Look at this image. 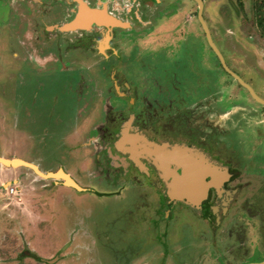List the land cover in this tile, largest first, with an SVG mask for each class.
<instances>
[{
	"label": "rangeland",
	"instance_id": "rangeland-1",
	"mask_svg": "<svg viewBox=\"0 0 264 264\" xmlns=\"http://www.w3.org/2000/svg\"><path fill=\"white\" fill-rule=\"evenodd\" d=\"M73 1L78 9V0ZM79 1L91 9L105 6L107 13L120 18L123 14L116 7L123 5L130 12H137L146 23L142 30L139 23L134 25L135 29L126 30V42L117 46L118 52L131 56L127 82L132 88H140L138 84L146 86L145 91L156 87L162 96L175 101L182 96L179 88H183L193 101H198L199 96L204 97L217 86L226 93L222 112L234 105V111L238 109L240 119L245 122L248 116L244 107L251 106L254 118L249 119V124H255V130H239L233 139L239 146L235 147V153L241 157L242 172L238 175L242 176L241 181L252 183L249 193L243 196L254 193L258 182L263 181L251 175L264 177V125L260 122L264 107L222 68L206 40L197 3L155 0L159 7H154L151 0H140L141 5L138 0ZM202 2L203 21L227 67L264 99V0ZM72 4L70 0H0V157L21 159L42 174L62 170L84 189L67 187L61 179L42 178L28 167L10 168L0 164V264H124L131 259L132 264L162 261L172 264L168 255L175 258L201 255L197 263L217 264L219 254L212 252L202 257L211 248L200 253L206 242L195 236L201 228L190 211L180 209L175 213L177 221L167 227L154 226L156 211L150 189L132 188L125 184L126 179L117 181L104 173L98 178L84 174L93 156L91 146H85L87 130L102 123L107 106L103 111L102 105L96 103L99 102L96 93L94 99L86 100L85 106L83 97L94 87L111 88L112 79L99 76V65L94 61L100 58L99 53L87 44L82 47L80 39L85 38L84 30L66 33L52 30L54 25L71 19L68 10L74 7ZM147 6L163 13L159 17L152 15ZM117 20L129 28V20ZM109 33L110 29L95 37L100 52H108L105 48ZM173 53L182 55L173 60ZM153 54L157 63L171 61L173 71L159 65L154 76L146 77L151 73L148 74L140 59H152ZM29 55H35L29 58H33L40 72L33 66L28 68L31 70L28 73ZM58 55L61 62H50L54 70L49 72L50 66L44 68L41 60H55ZM91 56L95 57L91 59ZM64 64L70 72L80 70L79 74L64 72L66 69L60 67ZM122 80L119 78L118 83ZM135 108L133 112L137 114L139 107ZM115 110L120 114L126 111L118 105ZM113 111L111 115L118 117ZM110 120L108 116L107 122ZM183 126L178 125L184 130ZM197 127L192 119L189 128ZM191 132L199 134L200 130ZM226 150L230 158L238 157ZM79 157L76 170L73 160ZM10 187H17V193L10 194L7 189ZM158 213L162 219L170 215L165 207ZM185 219H188L186 223ZM194 244L192 252L190 248Z\"/></svg>",
	"mask_w": 264,
	"mask_h": 264
},
{
	"label": "flooded vegetation",
	"instance_id": "flooded-vegetation-1",
	"mask_svg": "<svg viewBox=\"0 0 264 264\" xmlns=\"http://www.w3.org/2000/svg\"><path fill=\"white\" fill-rule=\"evenodd\" d=\"M70 1L73 3L72 5H74L73 8L71 7L68 10L71 19L62 25L70 22L77 13L76 2L73 0ZM151 1L154 3L152 6L159 7L155 0ZM138 3H140V5L142 4L140 0H138ZM147 7L149 8V13L152 15L159 17V15L163 13L161 11L156 12L151 6ZM116 9H118L120 15L121 13L123 14L122 18L118 17L117 14H111L107 6V11L110 16L124 22L129 20V28H106L104 26L91 24L88 29L84 31L81 30L84 33L86 32L85 38L80 39L82 47L87 44L88 48H93L99 53L100 58L94 60L97 65H99L97 69L100 72L99 76L112 79L111 88H107V86L94 87L92 92L84 94L85 96L83 97V105L85 106L86 100L94 99L93 94L96 93V95L99 96V102L96 103L102 105L104 108L103 111L107 106L105 110L106 116L103 118L102 123L98 125L92 124L93 127L87 130L85 146H91L93 156L84 174H91L94 175L92 178H98L104 173V176L107 175V177L110 178L112 175L113 179L117 181L119 179H126L124 181L125 184L132 188L136 186L143 189H150L153 193V197L151 198L153 200V210L156 211V218L153 220L154 226L164 225V227H167L170 222L177 221L175 219V213L177 214L180 209L190 211L192 217L199 222L201 228L199 233L195 236L202 242L204 241V244L206 242V246L203 245L204 248L200 253L207 248L209 249V247L214 250L211 251L210 249V253H203V258L205 255H210L214 252L215 254H219L217 264H256L257 262H263L264 257L261 258V256L264 255V177L251 175L259 178V180L263 182H258V188L253 190L255 192L250 194L249 197L243 196V194L247 195L249 193L248 190L252 187V183L245 180L241 181L242 176L239 177L238 175L239 171H241L239 170V166L241 165L239 159L241 157L235 153L237 151L235 147L238 145L235 144L233 139V137L239 133V130H255L256 125L254 124V126H251V124H249V119L254 118L251 106L246 105V107H244L245 114L248 116L246 117L248 121L245 122L240 119L241 116L238 115V109L234 111V105L229 110L222 112V104L227 102L225 98L226 93L218 89L215 85V87H213L214 90L207 92L202 98L199 96L200 99H198V101H193L187 93V90L183 88H179V92H181L182 96H178L177 101H175L174 98H165L160 92H157L156 87L153 89H149L148 87L147 91H145L146 86L143 88L138 84L140 88H132L133 86L127 82L129 79V75L127 74L129 70H127V67L132 65V61L128 57L131 56H125L121 52H118L117 46L126 42L124 37V32L126 30L135 29L136 27H134V25L136 23H139L138 26L140 27H146V23L141 21L137 12H130L128 7H123V5H121L120 7L117 6ZM62 25H54L52 30L59 31L57 27H61ZM142 27L141 30L143 29ZM109 29V39L107 40L108 47L105 48L108 52H100L101 49L98 48L95 37L101 35L103 32H108ZM88 33L91 34V37L86 36ZM160 49L162 48L157 50ZM167 52L169 53L168 50ZM146 54H148V52H146ZM178 55H182V53H173V58L170 56L169 58L174 60L175 57H179ZM33 56L35 55H29L27 56L28 58L26 57L27 70L34 66V68L38 69L40 72L41 70L36 66V62H33V58H29ZM153 56L154 54L152 55V59H140L141 64H145V70L149 72L148 74L151 73V75H147L146 77L154 76L158 72L157 69L160 68L159 65L166 67L169 72L173 71L174 65H171V61L164 60L163 62L160 61L161 63H157L153 60ZM57 57L60 60L58 58L55 60L50 58L47 61L44 59L41 60L40 58V60L44 61L42 64L43 67L46 65L48 67L50 66L51 70L49 72H52V70H54V65L50 62H61L60 56L58 55ZM94 57L95 56H91V59ZM149 60H152V63H150ZM134 66L135 64L133 63L132 67ZM60 67L63 70L65 68L66 70H64V72L68 74H79L80 72V70L70 72L65 64L64 66L60 65ZM29 71L31 70L29 69L28 73ZM119 78L123 79L121 84L118 83ZM198 79H200V77H198ZM198 86L200 88L199 84ZM159 89H161V87ZM173 89L178 91L176 87H173ZM245 90L251 97L248 90ZM91 93L92 97L90 95ZM139 93L140 95L138 96ZM117 105L123 108V110L125 109V113H115V107H117ZM136 105L139 107V109L137 108V114L133 112L136 109L135 107H137ZM111 110H114L113 113L117 114L118 117L111 115ZM108 116L111 118L110 122H107ZM192 119H194L198 125L197 128L192 130L197 133V129H199V134H193L191 132L192 130L189 128ZM260 122L264 125V113ZM93 123L96 124V122ZM179 124H184V130L178 127ZM147 126L149 127L147 128ZM14 128L16 129V127ZM15 129H11V131L17 133ZM143 129H151L153 132L148 134L143 133ZM122 131H126L129 136L135 134L141 135L147 140L160 145L167 143L171 146L178 145L180 147L192 149L194 152L200 153L202 157L213 167L217 168L219 172H227L229 177L222 182L218 188H209L207 197L201 203L200 207L193 206L176 194H169L166 188V182L160 176L156 166L147 158L138 156L135 161L127 151L116 148V143L122 136ZM259 135L261 136V134ZM262 141H264V137ZM125 146L129 149L128 145ZM226 149H230V152L234 155H238V157L235 156V158H230L226 154L228 151ZM128 151L132 153L130 150ZM73 163H76L77 167L74 168L78 170L80 157L77 160H73ZM174 168V165L169 166V170H173ZM175 172L180 174L181 169L176 168ZM244 175L247 176L245 173ZM69 176L71 177V175ZM13 180L16 181V179ZM73 180L75 182L78 181L75 179ZM210 180L211 178L207 177V181ZM164 207L168 208L170 215L168 217L164 215L165 218L162 219L158 211L160 208ZM256 218H258V228L255 227ZM183 221L186 223L188 219ZM195 246V244L192 245L190 250L192 251ZM154 252L155 251H153V253ZM166 256L165 254L162 259H165ZM168 257L171 259L170 262H173L172 264H200L197 262H199L198 260L201 261V255L187 256L186 258L181 256L175 258L172 257V255H168ZM133 262V259H131V261L125 262L124 264H132ZM161 264L165 263L162 261Z\"/></svg>",
	"mask_w": 264,
	"mask_h": 264
},
{
	"label": "water",
	"instance_id": "water-1",
	"mask_svg": "<svg viewBox=\"0 0 264 264\" xmlns=\"http://www.w3.org/2000/svg\"><path fill=\"white\" fill-rule=\"evenodd\" d=\"M193 1H195L198 5V19L200 20L205 32L208 45L216 55L224 71L235 79L242 87L247 89L251 97L256 102L264 105V100L255 94L251 86L245 83L238 75L227 67L223 56L215 47L211 39L207 25L203 21L202 0ZM91 24L104 26L106 28L125 27L124 24L106 12L105 6H102L101 9H91L84 2L78 0V9L74 19L61 27H57V29L60 32L86 30ZM121 135L122 136L116 143L117 149L127 151L131 157L135 159V161L138 156L147 158L154 166H156L160 176L166 182L165 184L169 194H176L178 197L186 200L193 206L200 207L201 203L207 197L209 188H218L220 184H222V182L227 180L229 177L227 172H219V170L209 164L200 153H196L192 149L180 147L178 145L171 146L167 143L160 145L153 141H149L145 137L138 134L129 136L126 131H122ZM125 145H128L129 149H127ZM0 164L10 168L28 167L42 178L61 179L67 187H72L78 191H84V189L80 188L79 185L62 170H59L56 173L42 174L34 165L21 159H4L1 157ZM171 165L175 166L173 170H169V166ZM176 168L181 169L180 174L175 172ZM207 177H210L211 180L207 181ZM257 264H264V262Z\"/></svg>",
	"mask_w": 264,
	"mask_h": 264
},
{
	"label": "built area",
	"instance_id": "built-area-1",
	"mask_svg": "<svg viewBox=\"0 0 264 264\" xmlns=\"http://www.w3.org/2000/svg\"><path fill=\"white\" fill-rule=\"evenodd\" d=\"M7 189H8V192L10 194H16L17 193V191H16L17 187H10V188H7Z\"/></svg>",
	"mask_w": 264,
	"mask_h": 264
},
{
	"label": "crops",
	"instance_id": "crops-1",
	"mask_svg": "<svg viewBox=\"0 0 264 264\" xmlns=\"http://www.w3.org/2000/svg\"><path fill=\"white\" fill-rule=\"evenodd\" d=\"M260 106H262V107H264V105L263 104H261V103H258Z\"/></svg>",
	"mask_w": 264,
	"mask_h": 264
},
{
	"label": "bare ground",
	"instance_id": "bare-ground-1",
	"mask_svg": "<svg viewBox=\"0 0 264 264\" xmlns=\"http://www.w3.org/2000/svg\"><path fill=\"white\" fill-rule=\"evenodd\" d=\"M135 155V154H134ZM136 155H138V154H136ZM220 162H221V160H220Z\"/></svg>",
	"mask_w": 264,
	"mask_h": 264
},
{
	"label": "trees",
	"instance_id": "trees-1",
	"mask_svg": "<svg viewBox=\"0 0 264 264\" xmlns=\"http://www.w3.org/2000/svg\"><path fill=\"white\" fill-rule=\"evenodd\" d=\"M37 260H41V259L38 258Z\"/></svg>",
	"mask_w": 264,
	"mask_h": 264
}]
</instances>
